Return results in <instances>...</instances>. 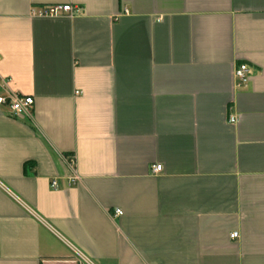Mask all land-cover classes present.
Wrapping results in <instances>:
<instances>
[{
    "label": "crops",
    "instance_id": "crops-1",
    "mask_svg": "<svg viewBox=\"0 0 264 264\" xmlns=\"http://www.w3.org/2000/svg\"><path fill=\"white\" fill-rule=\"evenodd\" d=\"M1 85L0 264H264V0H0Z\"/></svg>",
    "mask_w": 264,
    "mask_h": 264
},
{
    "label": "built area",
    "instance_id": "built-area-1",
    "mask_svg": "<svg viewBox=\"0 0 264 264\" xmlns=\"http://www.w3.org/2000/svg\"><path fill=\"white\" fill-rule=\"evenodd\" d=\"M80 9L74 7L71 4H48L39 7H32L30 15L33 17H60V16H70L78 14ZM235 79L236 85L238 87L246 86L250 80V68L247 64H240L235 69ZM0 92V105H7L10 110V115L16 118L31 115L34 106V98L32 96H23L18 93H13L11 91L4 93L5 87L1 85ZM232 122H236V119H231ZM162 171V165L157 164L152 166V173H160ZM78 180L74 177L72 183ZM52 187H56V183H52ZM117 215H121L122 211L120 209L116 210ZM232 239H237L239 237L238 231H233L230 235Z\"/></svg>",
    "mask_w": 264,
    "mask_h": 264
}]
</instances>
